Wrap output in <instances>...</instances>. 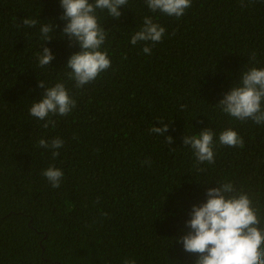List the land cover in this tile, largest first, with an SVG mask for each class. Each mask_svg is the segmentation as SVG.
I'll list each match as a JSON object with an SVG mask.
<instances>
[{
  "label": "trees",
  "instance_id": "1",
  "mask_svg": "<svg viewBox=\"0 0 264 264\" xmlns=\"http://www.w3.org/2000/svg\"><path fill=\"white\" fill-rule=\"evenodd\" d=\"M121 11L116 19L96 10L111 67L77 87L66 65L80 47L62 35L60 0H0V264H195L198 254L176 238L190 230L192 206L224 182L250 195L264 228V124L218 105L243 71L264 68V0H192L180 18L146 0ZM145 16L166 32L155 45H133ZM48 22L56 28L45 42ZM43 46L55 58L42 68ZM39 80L64 83L75 108L31 116ZM49 119L55 126L45 128ZM163 124L173 144L149 131ZM207 128L214 163L197 164L183 137ZM227 128L243 147L220 144ZM54 138L64 141L55 157L38 146ZM50 166L63 172L58 188L42 175Z\"/></svg>",
  "mask_w": 264,
  "mask_h": 264
},
{
  "label": "clouds",
  "instance_id": "2",
  "mask_svg": "<svg viewBox=\"0 0 264 264\" xmlns=\"http://www.w3.org/2000/svg\"><path fill=\"white\" fill-rule=\"evenodd\" d=\"M192 0H146L152 12H161L169 17H182L191 7ZM128 0H60L63 9L61 19L65 21L62 35L74 45L78 44L80 51L73 53L66 68L69 79L74 80L77 87L97 79L100 73L111 67V60L102 45L106 40V32L98 23L96 10H107L112 18L122 16L121 6H127ZM22 23L33 27L37 20L25 18ZM56 25L45 23L40 28L42 39L50 41L49 33L55 31ZM166 29L155 23L150 16H145L139 31L131 37V43L160 42ZM145 54H150L151 48H143ZM52 50L43 46L38 53L39 66H49L54 60ZM254 59V56H253ZM43 89L42 98L34 101L30 107V115L45 120L47 117L67 116L76 106V101L70 96L64 83H56L46 87L39 80ZM264 68L251 67L241 73L239 83L224 94L218 105L221 110L241 121L251 119L256 124H264ZM55 126V121L49 119L44 127ZM151 133L164 136L166 143L173 144V137L166 135L169 125L153 126ZM214 132L204 129L198 135H185L183 144L190 146L197 164L214 163L213 150ZM219 142L229 147H243V139L232 128H227L219 135ZM64 141L54 138L51 142L40 139L38 146L51 149L52 155L58 156ZM146 163H149L146 161ZM202 171V169H201ZM52 187L60 186L62 170L50 166L42 172ZM206 202L194 204L186 221L188 233L176 238L183 245L184 251L198 254L195 264H264V228L257 209L253 206L250 195L237 191L231 182L218 183L217 187L208 188ZM124 264H136L134 260H125Z\"/></svg>",
  "mask_w": 264,
  "mask_h": 264
}]
</instances>
